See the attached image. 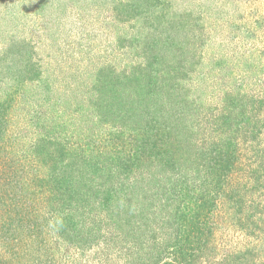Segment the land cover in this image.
Wrapping results in <instances>:
<instances>
[{
  "label": "rangeland",
  "instance_id": "374dc122",
  "mask_svg": "<svg viewBox=\"0 0 264 264\" xmlns=\"http://www.w3.org/2000/svg\"><path fill=\"white\" fill-rule=\"evenodd\" d=\"M246 6L232 0H0V96L17 104L6 117L22 135L21 154H32L37 139L57 137L56 157H45L40 145L38 164L49 162L67 175L102 165L80 178L82 185H101V177L117 179L109 167L125 165L139 140L158 136V127L170 133L175 119L195 126L179 135L212 139L228 94L255 90L260 77H248L249 43L240 38ZM97 191L83 207L88 212L71 202L56 214L39 200L33 246L56 264H121L126 248L138 252L118 241L108 258L100 213L108 206ZM254 191L263 202L264 189Z\"/></svg>",
  "mask_w": 264,
  "mask_h": 264
},
{
  "label": "trees",
  "instance_id": "16d2710c",
  "mask_svg": "<svg viewBox=\"0 0 264 264\" xmlns=\"http://www.w3.org/2000/svg\"><path fill=\"white\" fill-rule=\"evenodd\" d=\"M232 1L247 4L240 38L249 43L248 77H260L255 90L228 94L222 122L205 143V137L179 135L180 129L195 126L175 119L170 133L163 135L158 127L159 135L139 140V151L125 165L109 167L117 179L101 177V185H82V175L97 174L102 165L67 175V169L57 171L49 162L38 164L42 153L52 161L56 157L53 136L35 140L32 154H21L22 135L14 133L6 117L17 104L0 96V264H56L42 246H33L38 201L60 214L71 202L83 208L96 188L108 206L100 211L106 219L107 256L118 241L140 247L136 253L126 248L121 264H134V255L138 264H264V207L259 209L264 201L251 195L264 189V0ZM190 143L200 150L194 153Z\"/></svg>",
  "mask_w": 264,
  "mask_h": 264
}]
</instances>
